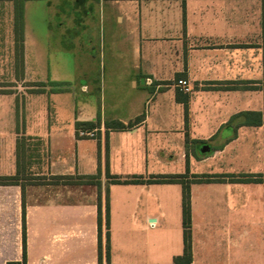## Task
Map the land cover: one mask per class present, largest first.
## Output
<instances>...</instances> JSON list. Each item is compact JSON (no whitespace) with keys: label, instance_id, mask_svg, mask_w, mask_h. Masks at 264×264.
I'll use <instances>...</instances> for the list:
<instances>
[{"label":"crops","instance_id":"1","mask_svg":"<svg viewBox=\"0 0 264 264\" xmlns=\"http://www.w3.org/2000/svg\"><path fill=\"white\" fill-rule=\"evenodd\" d=\"M36 1L0 0V264H99V204L101 264H171L183 184L148 181L168 175L189 189L190 264H264V184L243 179L264 172V126L231 120L264 109L262 0H40L74 58L68 105L26 79Z\"/></svg>","mask_w":264,"mask_h":264},{"label":"rangeland","instance_id":"2","mask_svg":"<svg viewBox=\"0 0 264 264\" xmlns=\"http://www.w3.org/2000/svg\"><path fill=\"white\" fill-rule=\"evenodd\" d=\"M27 21L26 79L37 78L47 84V93L52 99L48 104H70L72 93L76 89V70L73 55L58 47L57 43L63 40V35L58 30L50 33V12L40 0L28 7ZM95 48L99 58L102 54V59H107V47L101 50L97 44ZM42 98L41 102L47 103ZM75 98L76 107L81 108L84 98L79 94ZM95 106L93 103L90 108L94 109Z\"/></svg>","mask_w":264,"mask_h":264},{"label":"trees","instance_id":"3","mask_svg":"<svg viewBox=\"0 0 264 264\" xmlns=\"http://www.w3.org/2000/svg\"><path fill=\"white\" fill-rule=\"evenodd\" d=\"M262 12H263V45H264V0H262ZM22 12L19 7L16 9V23L19 25L21 23ZM16 40L17 45L18 41L20 40L19 32L16 33ZM238 116H244V122L247 124H263L264 126V109L263 112L258 111H246L242 112L241 114H236L231 118ZM93 124V123H92ZM116 126L123 127L124 125L120 122L116 123ZM112 177V181L114 182H137L139 179L137 178H120L117 176H110ZM62 178V177H61ZM67 179L68 177H64ZM70 179V178H69ZM243 179H251L260 181L264 184V172L259 174L256 178H243ZM74 182V180H71ZM83 178H79L77 182H83ZM148 181L151 182H181L183 184V224H184V251L182 255L176 256L171 264H190L192 260V250H191V234L189 229L190 223V207H189V189L188 185L184 183L182 175H168V176H155ZM76 182V180H75ZM101 204H99V213H98V224H99V264L102 261V245H101ZM106 221L107 227H109V203L107 200L106 204ZM24 243H25V230H24ZM106 259L109 260V232L106 233ZM7 264H26V257H25V250L22 262H8Z\"/></svg>","mask_w":264,"mask_h":264},{"label":"built area","instance_id":"4","mask_svg":"<svg viewBox=\"0 0 264 264\" xmlns=\"http://www.w3.org/2000/svg\"><path fill=\"white\" fill-rule=\"evenodd\" d=\"M175 85L178 86L180 89L189 92L192 90V86L190 82L187 79L180 78L175 82ZM79 133L81 135H86L90 137H94L96 135L95 129L93 130H80Z\"/></svg>","mask_w":264,"mask_h":264}]
</instances>
